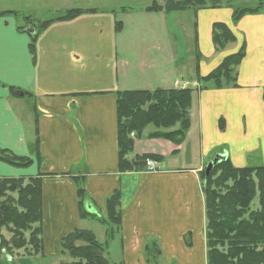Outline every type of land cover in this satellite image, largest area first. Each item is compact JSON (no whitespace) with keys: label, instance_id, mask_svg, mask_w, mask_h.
<instances>
[{"label":"crops","instance_id":"0c3cea01","mask_svg":"<svg viewBox=\"0 0 264 264\" xmlns=\"http://www.w3.org/2000/svg\"><path fill=\"white\" fill-rule=\"evenodd\" d=\"M195 15L196 45L186 49L194 54L186 65L178 44L174 47V26H166L162 37L144 40L140 56L142 41L134 48V39L124 40L126 26L116 30L113 12L85 13L52 22L39 36L34 57L32 32L20 30L17 17L0 16V148L33 159L27 168L0 161V176L42 175L44 254H61L62 238L96 219L83 216V209L106 215L108 198L119 191L122 222L111 244L121 249L120 264H207L206 165L222 151L236 167L264 164V10L236 24L228 8L200 9ZM215 22L236 35L224 49L213 42ZM243 43L247 51L236 68L238 86L196 92L183 143L135 140L128 158L161 156L157 171H120L117 93L198 88L197 68L209 74ZM35 121L43 167L30 151ZM80 186L88 197L84 207Z\"/></svg>","mask_w":264,"mask_h":264},{"label":"trees","instance_id":"16d2710c","mask_svg":"<svg viewBox=\"0 0 264 264\" xmlns=\"http://www.w3.org/2000/svg\"><path fill=\"white\" fill-rule=\"evenodd\" d=\"M194 9L197 13L200 9ZM260 8V9H259ZM241 7L233 11L236 24L247 14L261 13L264 8ZM190 9L188 6L170 5L167 8L149 7L146 11L164 10L167 13ZM96 8L69 9L55 20L74 19L83 13L96 12ZM15 11H0V16ZM26 17V16H25ZM19 27L31 33L30 51L35 57L39 36L53 22L48 20L36 26L26 21ZM120 22L116 30L120 31ZM213 42L217 49H224L236 41V35L223 22H215L212 29ZM243 45L234 53L224 57L222 62L209 74L203 76L197 68L198 88H157L154 90H126L117 93V129L119 148V170L133 171L146 168L148 159L161 161L163 157L154 154L128 156L134 150L136 139L165 138L179 145L184 142L191 126L190 110L194 95L199 90L237 87L236 68L246 56ZM198 58L200 55L197 56ZM16 89V88H14ZM27 94V93H26ZM264 100V93H263ZM153 129L148 131V128ZM220 127L224 129L223 119ZM35 140L30 151L42 162L40 152L41 135L39 121H35ZM0 161L19 168H27L33 163L31 156L15 154L0 148ZM42 175L36 178H10L0 176V257L3 250L10 255V247L15 250L26 247L28 255L44 253L42 214ZM206 209L207 264H264V166L236 167L229 157L213 167L209 176L202 175ZM80 203L84 207L88 199L84 189L79 187ZM259 198L258 208L252 203ZM120 192L115 191L106 202V215L83 209V216H94L103 224L107 223L105 241H100L93 230L75 228L61 241L62 253L68 252L71 262L59 264H111L106 256L108 245L114 239L113 227L120 228L122 216L119 209ZM2 229L12 234L10 240L2 235ZM28 235V237H26ZM8 246V247H7ZM30 247L33 252H29Z\"/></svg>","mask_w":264,"mask_h":264},{"label":"rangeland","instance_id":"374dc122","mask_svg":"<svg viewBox=\"0 0 264 264\" xmlns=\"http://www.w3.org/2000/svg\"><path fill=\"white\" fill-rule=\"evenodd\" d=\"M120 1L121 0H0V11H15V14L8 13L4 16L17 17L20 26L25 24V19H23L25 16V18L29 17L26 21H31L36 26H40L41 23L48 20H52L53 22L62 21L55 19L64 15V13H66L69 9L75 8H96V12H113L115 14V18L117 16L120 18H116V27L118 22H120L119 28H122L124 25L126 26L127 34L122 35L125 37L124 40L134 39V48L137 46V40H141V49L144 46V40L162 37L164 36L162 31L166 29V26L169 28L174 26L172 29L174 47L178 44L176 48L181 52L180 56L184 57L182 63L186 65V62L189 63V61H192V59L189 58L193 57L194 54L187 53L185 51L186 49L193 50L196 45L194 39L196 12L194 9L201 7L200 5H202V3H204V7H207L204 9L228 8L234 11V9L241 7H253L257 9L259 7H261V9L264 8V0H122L123 3L119 4ZM170 5H175V7H184L185 5L190 9L170 13L166 12V14L164 13V10L152 12L146 11V8L149 7H155L156 9L161 7L164 9ZM122 13H126V15L123 16L121 15ZM233 46L234 45H231L229 48L231 49ZM142 52L143 49L141 50L140 56H143ZM189 70L191 72L193 71L192 69ZM26 118L29 121L33 120L32 116L29 114H26ZM30 123L32 127L33 121H30ZM152 129L153 128L150 127L148 128V131ZM42 155L43 160L41 165L45 162L44 154L42 153ZM258 165L264 166V164ZM258 203L259 198L257 197V199L253 201L252 207L254 209L258 208ZM107 226V223L103 224L97 218L94 220L87 219L82 223V227L93 230L100 241H105L106 239L105 232L108 229ZM113 233L115 234L114 238L118 237L119 229H117L116 226L113 227ZM2 235L6 240H10L12 237V234L6 229H2ZM26 237H28V235H26ZM113 245L114 244H111L110 247H108L106 256L110 260L111 264H120V262H122L123 254L119 246ZM8 249H10L9 252L11 253V259L9 260L5 255H2L0 257V264H59L61 262L73 261V258L68 252L61 253L58 256H48L46 253H40L41 248H38L37 252H39V254H33L30 256L25 251L27 249L26 247L13 250L9 245ZM28 250L29 252H33L30 247H28Z\"/></svg>","mask_w":264,"mask_h":264},{"label":"water","instance_id":"95a60500","mask_svg":"<svg viewBox=\"0 0 264 264\" xmlns=\"http://www.w3.org/2000/svg\"><path fill=\"white\" fill-rule=\"evenodd\" d=\"M33 32V31H31ZM228 158V153L225 151L223 153H218L207 165L205 168V173L206 176H209L211 170L213 169V167L215 165H217L218 163H220L223 160H226ZM7 259H11V256L8 254H5Z\"/></svg>","mask_w":264,"mask_h":264},{"label":"built area","instance_id":"2783aa9c","mask_svg":"<svg viewBox=\"0 0 264 264\" xmlns=\"http://www.w3.org/2000/svg\"><path fill=\"white\" fill-rule=\"evenodd\" d=\"M153 163H154L153 161H148L147 164L149 165L150 169H153Z\"/></svg>","mask_w":264,"mask_h":264}]
</instances>
